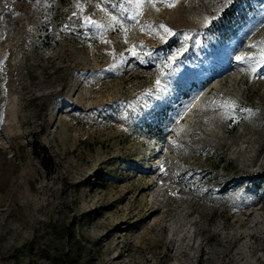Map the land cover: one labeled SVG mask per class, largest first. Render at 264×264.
I'll return each instance as SVG.
<instances>
[{
	"label": "rangeland",
	"instance_id": "rangeland-1",
	"mask_svg": "<svg viewBox=\"0 0 264 264\" xmlns=\"http://www.w3.org/2000/svg\"><path fill=\"white\" fill-rule=\"evenodd\" d=\"M0 264H264V0H0Z\"/></svg>",
	"mask_w": 264,
	"mask_h": 264
},
{
	"label": "snow or ice",
	"instance_id": "snow-or-ice-1",
	"mask_svg": "<svg viewBox=\"0 0 264 264\" xmlns=\"http://www.w3.org/2000/svg\"><path fill=\"white\" fill-rule=\"evenodd\" d=\"M231 3H232V0H225V7L229 6ZM169 6H173V5H169ZM89 22H91V21H89ZM161 27L163 28L164 26L161 25ZM165 31H170V30L165 28ZM242 59H243L242 57H237V60H242Z\"/></svg>",
	"mask_w": 264,
	"mask_h": 264
},
{
	"label": "bare ground",
	"instance_id": "bare-ground-1",
	"mask_svg": "<svg viewBox=\"0 0 264 264\" xmlns=\"http://www.w3.org/2000/svg\"><path fill=\"white\" fill-rule=\"evenodd\" d=\"M249 47L251 46V45H248ZM248 46H246L247 48H249ZM250 49V48H249ZM246 60H247V58H246ZM250 61V60H249ZM246 64V63H245ZM247 65V64H246Z\"/></svg>",
	"mask_w": 264,
	"mask_h": 264
}]
</instances>
